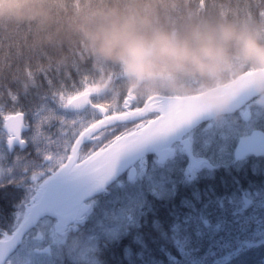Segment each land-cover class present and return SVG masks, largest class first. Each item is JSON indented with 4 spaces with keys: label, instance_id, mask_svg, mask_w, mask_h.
<instances>
[{
    "label": "trees",
    "instance_id": "1",
    "mask_svg": "<svg viewBox=\"0 0 264 264\" xmlns=\"http://www.w3.org/2000/svg\"><path fill=\"white\" fill-rule=\"evenodd\" d=\"M81 3L82 0H49L51 15L46 23L0 18V69L6 77L4 84H10L13 92L19 90L16 107L28 120L42 103L54 99L43 81L49 69V74L66 71L75 61L94 71L110 70L93 67L79 41L67 31L72 12ZM184 6L264 23V0H184ZM17 56L21 65L24 58L30 61L28 73L22 69L19 72L20 83L12 79L7 69L11 59L15 72ZM117 88L122 91L121 84ZM0 101L8 114L12 105L8 103L6 88H0ZM1 126L2 117L0 135ZM257 129L264 131V125ZM232 150L228 148L229 157ZM210 156L205 154L204 158ZM221 161L218 156L216 164L208 162V167L190 174L186 159L177 157L178 171L170 176L168 195L147 193L136 213V223L124 228L119 238L100 241L93 256L100 264H264V157ZM14 183L0 180V231L12 228L13 213L32 187L17 188ZM246 200L249 206L240 211ZM112 209L108 207L109 211ZM28 264L82 263L74 262L65 247L57 246L47 263L36 260Z\"/></svg>",
    "mask_w": 264,
    "mask_h": 264
},
{
    "label": "snow or ice",
    "instance_id": "2",
    "mask_svg": "<svg viewBox=\"0 0 264 264\" xmlns=\"http://www.w3.org/2000/svg\"><path fill=\"white\" fill-rule=\"evenodd\" d=\"M29 68L27 58L21 65L17 56L15 72L12 71V60L7 62V69L17 83H20L21 69L27 74ZM104 71V68L94 71L74 61L71 69L66 71L56 70L49 74V69L44 73V86L52 90L53 98L62 107L71 109L75 121L73 127L79 129L71 143L79 141V150L86 152L90 164L76 173L52 169L44 176L33 175L23 180L32 187L13 213L14 226L0 231V241L7 243L6 248H0V264H20L30 251L36 257L46 251L42 246L54 217L79 220L88 215L91 203H85V198L104 187L117 162L128 151L148 145L172 151L174 147L199 144L204 149L232 147L239 160L249 145L254 144L258 154H264V131L256 130L258 125H264V111L254 106L247 81L241 79L230 92L234 101L231 116L215 122L210 116V106L199 102L195 96L187 99L168 95L137 98L130 90L107 93L96 79ZM107 73L113 85L122 82L115 67ZM5 78L0 69V88L7 89L8 103L12 105L5 114L7 107L0 101V117L7 129L8 148L9 151L25 152L29 142L19 135L24 129V113L16 107L21 95L19 90L13 92L10 84H4ZM108 95H111L110 100L106 99ZM24 96H28L27 91ZM18 135L19 139L14 138ZM37 155L41 160L39 167H47L50 157ZM28 176L27 171L22 173V177Z\"/></svg>",
    "mask_w": 264,
    "mask_h": 264
},
{
    "label": "clouds",
    "instance_id": "3",
    "mask_svg": "<svg viewBox=\"0 0 264 264\" xmlns=\"http://www.w3.org/2000/svg\"><path fill=\"white\" fill-rule=\"evenodd\" d=\"M50 15L49 0H0L3 19L46 23ZM67 31L93 67L118 69L122 92L134 97L195 96L219 119L243 79L264 100V23L187 8L184 0H82ZM97 83L105 91L113 85L108 73Z\"/></svg>",
    "mask_w": 264,
    "mask_h": 264
},
{
    "label": "rangeland",
    "instance_id": "4",
    "mask_svg": "<svg viewBox=\"0 0 264 264\" xmlns=\"http://www.w3.org/2000/svg\"><path fill=\"white\" fill-rule=\"evenodd\" d=\"M44 112V110H43ZM222 122V121H220ZM3 140V139H2ZM0 139V157H3V154L1 152L2 150V145ZM216 148V146H214ZM215 153L219 154L222 156V158L227 157V147L224 148V150H220L218 147L215 149ZM0 173H1V168H0ZM169 175L172 174V169H168L166 171ZM165 177H169L168 175L164 176L161 173V176L159 178H156V175L151 173L146 177V180L144 181L143 184H139L135 186L132 191L134 195L132 194H127L123 198L119 199L118 204L120 206L119 212H117L114 215H111L108 217L106 220V229L103 232L105 236L107 237H117L121 233L122 229L126 227L129 224H133L136 220L135 217V212L140 208V205L144 199L145 192L154 190L156 191L159 195H166V185H165ZM249 203L245 201V207H248ZM93 239L87 240L85 245H83L80 250L74 253V256L77 259L83 260L85 262L91 263V264H96L95 260L90 259V251L94 249V244H93ZM180 247H182V243L178 242L177 243ZM27 258H26V257ZM25 256L21 259L20 264H26V260L29 259L30 252L28 254H25Z\"/></svg>",
    "mask_w": 264,
    "mask_h": 264
},
{
    "label": "water",
    "instance_id": "5",
    "mask_svg": "<svg viewBox=\"0 0 264 264\" xmlns=\"http://www.w3.org/2000/svg\"><path fill=\"white\" fill-rule=\"evenodd\" d=\"M252 96H253V98L257 97L253 93H252ZM258 104L264 106V100H261ZM232 110H233V105L227 114H231ZM3 129L7 133V129H5L4 127H3ZM27 129H28V127H24V129L21 131V133ZM21 133L19 135H21ZM7 135H8V133H7ZM19 135L14 137V138L19 139ZM8 145H9V138L7 140V146ZM78 150H79V141H77L76 144L74 145L73 150L71 152V155L68 158V160L66 161V163L62 167H60L57 171H68L71 173H76L78 171L85 169L90 164V160H89V158H87L80 163H76V158H77L76 156H77ZM188 150H189V146L186 148L187 154H189ZM173 153H174L173 150L169 151L168 149L158 148L156 145H148L144 148L133 149L131 151L126 152L125 154H123L121 156V158L117 162V165H116V168L114 170L112 177L106 182L104 187L102 189H99V190L92 192L88 197L85 198V202L87 200H90L91 198L97 196V195L106 194V188L110 184H112L125 171L130 170L129 176L132 177L134 175V169L132 166L136 162H139L142 166H144L145 156H147L149 154H156L159 158V161L164 162L168 158L172 157ZM248 154H252L255 156L264 155V154H258V152L256 151V146L254 144L249 145L248 149L246 150L245 155H248ZM234 158H235V160H237L235 157V154H234ZM191 162H193V161L191 160ZM54 219L56 221L55 229H56V232L59 234H63L64 230L67 228L68 225L74 224V223H79L83 220V219H79V220L63 219L62 220L60 217H54ZM23 223H24V221L21 220V224H23ZM57 225H59V227H57ZM6 247H7V243H5L4 241H0V248H6ZM47 251L48 250L46 249V251H43V252H47Z\"/></svg>",
    "mask_w": 264,
    "mask_h": 264
},
{
    "label": "flooded vegetation",
    "instance_id": "6",
    "mask_svg": "<svg viewBox=\"0 0 264 264\" xmlns=\"http://www.w3.org/2000/svg\"><path fill=\"white\" fill-rule=\"evenodd\" d=\"M115 87V85H112V88H111V90H109V91H106L107 93H112V92H115V91H118L116 88H114ZM106 99H108V100H110L111 99V95H108L107 97H106ZM56 112H58L57 114H60L61 115V117H69V118H72V114H71V111H67V110H65V109H62V111L59 109V110H57ZM73 119V118H72ZM60 121L61 120H59L58 122H56L57 124H59L60 123ZM73 140V139H72ZM71 140V141H72ZM72 144V143H71ZM70 144V145H71ZM87 151V150H86ZM13 153L14 154H20V156H21V153L22 152H20L18 149L16 150V151H13ZM81 153V155H86V152H80ZM148 159H149V162H150V164L151 165H153L154 164V162H153V156H150V157H148L147 158V161H148ZM137 167H138V165H136L135 166V168L137 169ZM25 171H27L28 173H29V169L28 168H24L23 169V172H25ZM125 180H126V175H122V177H120V179H118V181H117V183L115 184V186L117 187V185L119 184V182L120 181H123V182H125ZM114 186V187H115ZM92 202H93V204L92 205H94L95 203H97V206L95 205V208L97 209V208H99V205H98V203H100V202H102L101 201V199H99V198H97V197H95L93 200H92ZM92 202H90V203H92ZM91 208H92V206H91ZM79 228V225L77 226V230H79L76 234H79V233H84V232H90V231H92L91 229H88V228H86L85 226L83 227V228H80V229H78ZM76 230V231H77ZM68 233H73V228H70L69 230H68Z\"/></svg>",
    "mask_w": 264,
    "mask_h": 264
}]
</instances>
